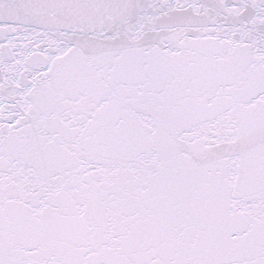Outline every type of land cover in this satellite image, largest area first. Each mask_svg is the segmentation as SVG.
Returning <instances> with one entry per match:
<instances>
[{
  "label": "snow or ice",
  "instance_id": "1",
  "mask_svg": "<svg viewBox=\"0 0 264 264\" xmlns=\"http://www.w3.org/2000/svg\"><path fill=\"white\" fill-rule=\"evenodd\" d=\"M0 264H264V0H0Z\"/></svg>",
  "mask_w": 264,
  "mask_h": 264
}]
</instances>
